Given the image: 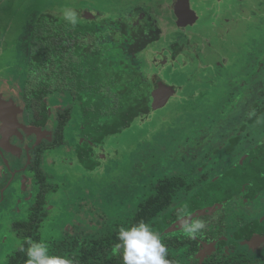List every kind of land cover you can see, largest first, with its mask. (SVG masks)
Returning <instances> with one entry per match:
<instances>
[{
	"label": "flooded vegetation",
	"instance_id": "flooded-vegetation-1",
	"mask_svg": "<svg viewBox=\"0 0 264 264\" xmlns=\"http://www.w3.org/2000/svg\"><path fill=\"white\" fill-rule=\"evenodd\" d=\"M122 1L123 6L106 15L80 18L102 37L109 34L112 22L124 37L130 64L126 71L144 77L150 92L156 83V90L182 109L176 127L184 134L182 144H177L178 139L176 147H168L169 153L163 150L164 169L169 167L173 173L159 171L145 181H133L138 172L128 175L123 164L127 160L132 164L137 153L133 158L123 156L122 164L104 154L100 160L98 148L107 136L94 142L83 133L78 100L56 92L65 99L49 102L47 96L52 94H47L30 106L22 94L26 68L19 74L11 71L21 89L20 118L30 129L0 143V264H25L26 255L16 249L18 240L44 239L51 254L61 251L75 256L80 246L88 250L84 246L95 238L140 221L159 233L171 264H264V0ZM194 3H203L213 20L202 21ZM154 10H163L164 24L173 21L176 26L161 48L157 47L165 38ZM116 15L119 19L111 17ZM198 25L203 28L196 29ZM150 46L158 65L154 74L158 78L154 76L151 84L136 59ZM108 84L106 79L104 85ZM213 86L217 87L214 96L209 92ZM77 110L79 124H73ZM191 124L199 125L193 138ZM189 144L197 154L193 164L184 167V158L191 152L181 146ZM56 153L85 170L86 179L74 177L72 169L52 177ZM115 172L129 185L120 191L122 198L112 195L111 201L116 199L112 203L106 180ZM98 197L101 202L96 203ZM61 201L73 209L54 233L46 228L54 223L51 210ZM185 206L192 218L206 225L195 240L185 237L180 226L177 212ZM103 242L101 247L107 251L108 240Z\"/></svg>",
	"mask_w": 264,
	"mask_h": 264
},
{
	"label": "trees",
	"instance_id": "trees-1",
	"mask_svg": "<svg viewBox=\"0 0 264 264\" xmlns=\"http://www.w3.org/2000/svg\"><path fill=\"white\" fill-rule=\"evenodd\" d=\"M26 29L22 94L30 106L56 92L76 98L83 112V133L94 142L123 131L136 117L149 112L150 88L144 77L142 81L138 74L126 71L130 64L124 37L112 22L104 37L80 17L72 26L60 14H38ZM104 239L108 240L107 251L101 247ZM117 243V232L110 231L109 236L84 246L91 250L80 246L75 256L66 255L73 261L76 257L74 264H123L122 256L114 254Z\"/></svg>",
	"mask_w": 264,
	"mask_h": 264
},
{
	"label": "rangeland",
	"instance_id": "rangeland-1",
	"mask_svg": "<svg viewBox=\"0 0 264 264\" xmlns=\"http://www.w3.org/2000/svg\"><path fill=\"white\" fill-rule=\"evenodd\" d=\"M209 0H206L208 3ZM123 1L118 0L115 7H118ZM5 4H9V9L7 13H11L10 16V26L8 27V30L6 31V38L4 39L3 45H1L0 48V64H3L2 71L3 74H0L1 79H6L7 77V71L5 69H9L13 71L14 73L19 74L24 68H26L27 60L26 57L23 58V51L26 48L24 44L23 36H25L26 28L28 24L38 15V14H60L61 15V9L63 8H71L75 9V7L80 6H88V0H0V7L5 6ZM204 4H198L194 3V9L199 13V15L202 17V21L207 22L213 20V13H206L205 8L203 6ZM211 8H215L216 2L212 1L210 3ZM89 8L91 6L89 5ZM105 11L112 12L115 8H111L106 4V6L103 8ZM221 9H223L221 7ZM2 9H0V12ZM95 10V9H94ZM122 13L124 12V9H122ZM224 10V9H223ZM157 13V10H154ZM106 15V13H104ZM164 18L163 10L159 11L157 13V17H155L157 25L162 28V31L164 33L165 41H161L160 46L157 48H161L167 45L171 37V30L176 32V26L171 22V24L166 25V21L164 24ZM167 15V13H166ZM80 17V16H78ZM113 19L116 17V19H119V17L111 16ZM203 27L197 26L196 29H202ZM2 30V29H0ZM27 38H25L26 41ZM154 49V46H150L147 50L149 52L145 54H137L136 59L141 62L139 66L143 69L145 72L147 79L149 83L155 82V77L158 78V76H155L154 74L158 71V65H155V56H153L151 53ZM155 52V51H154ZM20 69V70H19ZM155 76V77H154ZM161 76V73H160ZM18 86V77L17 82ZM157 84H153L152 91L149 95V112L146 114V116L136 117L132 123L125 128L123 131H120L116 134H110L105 138L104 146L100 149L98 148V151L102 153L100 155L99 152V159L103 160L102 156L105 155V158L107 160H112L113 158L117 160L119 164H122V161L124 160L123 156L133 158L136 155L135 160H133L132 164H126L124 162L123 169L127 171L128 175H130L132 172H138L137 175L133 176V181L135 180H143L145 181L148 179L147 176H153L154 173L160 174L159 171H165L168 170L169 173L171 172L170 168L167 167L164 169L165 164L163 162V158L165 155H163L164 152L167 151L169 153L168 147L173 146L176 147L177 144H182L184 134L183 132H178L176 129L177 123H179L180 115H181V108L180 106H177L175 102H173L170 97L163 93L159 92L158 89L156 90ZM5 86L0 80V96L4 94ZM18 91L17 87H14V92ZM209 92L214 96V94H217V87L213 86ZM13 93L10 94V97L8 100L12 103ZM17 99H19V94L16 96ZM47 99L49 102L54 103V100L63 101L65 98L58 97L55 94L48 95ZM171 101V103H169ZM167 102V105H166ZM55 105V104H53ZM11 111L14 113L16 111L15 105H10ZM166 106V107H165ZM54 107V106H53ZM11 113V114H12ZM72 123L79 124L80 120V113L77 110V115L73 112L72 116ZM204 125V124H202ZM189 125L185 126V129L188 128ZM198 126L191 124L190 125V136L196 137V128ZM189 131V130H188ZM73 135V134H72ZM179 139V140H178ZM175 140H178L177 144L175 143ZM195 143V142H194ZM167 146V147H164ZM194 147V144H193ZM181 149L186 150L187 154H190L184 158L183 166L189 167L193 164V156L197 154L196 150H192L190 147V144L187 146H181ZM184 150L181 151V155H185ZM52 159L56 163V168L52 166L50 168V172L53 173L52 177H56V174L58 172H64L68 171V169H72V175L74 177H79L86 179V171L83 170L81 167H78L76 164H69L66 163V157L63 156L61 153H56L52 156ZM217 160V159H216ZM63 161L65 164H62ZM132 161V160H131ZM160 161V164H158ZM216 162V161H215ZM178 169V168H177ZM175 169V171L177 170ZM85 171V172H83ZM83 172V173H82ZM83 176H82V175ZM117 172L114 174H110L108 179L106 180L107 187V198L109 202H115L116 199L111 201L113 196L121 197L124 193H120V191L125 190L127 186L129 185V182H123V179L117 178ZM163 178V175H160ZM72 177V178H74ZM81 180V179H80ZM90 180V179H89ZM79 181V179H78ZM88 182V181H87ZM91 182V181H89ZM113 195V196H112ZM132 196V194H130ZM122 198V197H121ZM137 196L134 197L133 200H135ZM120 199V198H119ZM88 202H91L88 201ZM95 202H101V197H98L95 199ZM77 205H81L79 203H76ZM75 205V204H74ZM111 207V206H109ZM116 206L113 205L112 209H115ZM122 208H124V205H122ZM73 208L71 206L67 207L65 204L61 201L59 205L55 206L52 210V220H54V223L48 224V228H60L61 221H63V218L65 216H69L71 213L70 211ZM118 211V210H117ZM51 220V221H52ZM45 229V228H44ZM45 231V230H44ZM57 230L54 229V233H56ZM53 234V231H51Z\"/></svg>",
	"mask_w": 264,
	"mask_h": 264
},
{
	"label": "clouds",
	"instance_id": "clouds-1",
	"mask_svg": "<svg viewBox=\"0 0 264 264\" xmlns=\"http://www.w3.org/2000/svg\"><path fill=\"white\" fill-rule=\"evenodd\" d=\"M61 18L72 26L78 23V13L71 8L61 9ZM177 214L183 235L191 240L197 239L206 227L205 222L192 218L186 206L179 209ZM117 240L114 254L122 256L123 264H171L168 249L159 233L144 221L129 227H120ZM16 249L26 255L25 264H74L70 256L51 254L49 244L44 239L18 240Z\"/></svg>",
	"mask_w": 264,
	"mask_h": 264
},
{
	"label": "water",
	"instance_id": "water-1",
	"mask_svg": "<svg viewBox=\"0 0 264 264\" xmlns=\"http://www.w3.org/2000/svg\"><path fill=\"white\" fill-rule=\"evenodd\" d=\"M118 0H89L88 6H78L75 7L74 10L77 11L78 16H80L82 19H88V18H96L100 15H104V13H108V11H105L103 8L106 6H110L111 8H115V3H117ZM90 6L96 7L94 10L93 8H89ZM2 9L0 12V48L1 45H3L4 39L6 38L7 34L6 31L8 30V27L10 26V16L11 13H7L10 11L9 4L3 5V7H0ZM227 15V14H226ZM210 31V29H208ZM213 30V29H212ZM3 64H0V74H3L1 72ZM7 73L6 79H1V82L5 86L4 94L0 96V143H3V141H6L9 136L12 134L17 133H25L30 128L26 127L20 118L21 110H22V100L21 97L17 99V95L20 96V86L16 84L17 77L11 72V70L5 69ZM14 87H17L16 92H14ZM13 93L12 103L8 100L10 97V94ZM15 105L16 111L14 113L11 111V106ZM12 113V114H11ZM32 132V131H31ZM8 137V138H7Z\"/></svg>",
	"mask_w": 264,
	"mask_h": 264
}]
</instances>
